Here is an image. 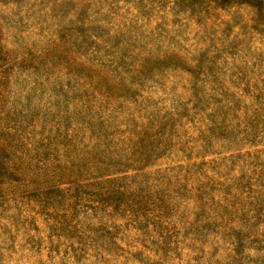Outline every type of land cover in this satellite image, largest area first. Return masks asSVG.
Segmentation results:
<instances>
[{
	"label": "rangeland",
	"instance_id": "rangeland-1",
	"mask_svg": "<svg viewBox=\"0 0 264 264\" xmlns=\"http://www.w3.org/2000/svg\"><path fill=\"white\" fill-rule=\"evenodd\" d=\"M0 264H264V0H0Z\"/></svg>",
	"mask_w": 264,
	"mask_h": 264
}]
</instances>
